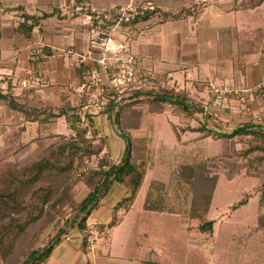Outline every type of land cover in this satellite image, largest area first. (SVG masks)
Wrapping results in <instances>:
<instances>
[{"label":"crops","instance_id":"obj_1","mask_svg":"<svg viewBox=\"0 0 264 264\" xmlns=\"http://www.w3.org/2000/svg\"><path fill=\"white\" fill-rule=\"evenodd\" d=\"M143 5L158 11L120 25L114 32L116 39L127 42L137 63V78L123 91L166 86L186 94L203 109L189 111L167 103L157 110L146 103L134 104L131 108L140 116L139 126L123 131L114 126L107 102L91 106L85 99L91 70L98 68V53L84 61L78 56L88 49L93 30L88 9L115 12ZM180 7L191 11L172 16ZM22 13L36 18L26 36L19 29ZM40 53L46 56L34 61ZM210 84L235 92L220 96L209 90ZM0 90H11L18 104L44 110L36 120L27 121L21 111L0 99V154L16 145L14 156L19 163L36 157L60 135L69 133L59 111L72 108L82 117L91 115L93 128L105 142L101 153H107L115 164L122 159L127 134L134 145L143 142L148 151L151 142L165 148L164 139L169 137L175 149L187 153L194 144L228 138L198 139L195 127L201 123L224 133L247 124L264 126V0L250 8L238 7L236 0H0ZM185 133H189L187 138L182 137ZM198 149L197 153L203 148ZM188 153L187 161L198 157L193 149ZM164 155L168 156H155V161L153 156L135 199L116 224L112 222L113 207L128 194L127 187L115 183L99 200L88 225L113 227L98 240L93 252L85 249L83 231L67 227L44 264H187L189 254L196 257L194 246L197 251L199 242L190 236L178 238L176 232L177 228L188 233L198 229L199 220L196 225L183 223L187 216H196L147 206L151 182L163 179L166 170L172 172L173 160H177L170 161L169 153ZM58 221L62 222L60 217ZM257 232L264 240V230H248L238 241L234 235L235 249L238 245L246 248Z\"/></svg>","mask_w":264,"mask_h":264},{"label":"trees","instance_id":"obj_2","mask_svg":"<svg viewBox=\"0 0 264 264\" xmlns=\"http://www.w3.org/2000/svg\"><path fill=\"white\" fill-rule=\"evenodd\" d=\"M236 2L238 7L250 8L259 5L263 0ZM157 11L158 9L153 7L149 11L134 14L131 18L121 17L120 25H130L137 19L148 18ZM190 11V8L180 7L172 16ZM87 12L91 15L92 28L99 30H105L107 25L120 18L115 12H111L108 17L90 9ZM21 17L19 29L26 36L35 26L36 18L24 13ZM40 58H43L42 53L33 60L37 61ZM163 96H170L172 99L168 100ZM105 98L112 109L111 118L114 126L123 131L139 126L140 116L131 108L134 104L146 103L150 107L156 106L157 110H162V106L167 103L189 111L203 109L186 94L161 85L148 90L143 88L128 92L115 90L105 94ZM175 98L187 100L197 108L181 104ZM0 99L7 102L11 108L21 111L27 121L36 120L44 112L43 109L16 103L11 90L6 92L0 90ZM59 113L65 117L69 133L60 135L58 141L51 143L36 157L24 163L0 159V259L3 264H44L54 245L60 240L63 230L77 226L84 232L88 227V218L98 206L99 200L115 183H119L127 187L128 194L113 207L112 222L116 224L120 219L115 214L117 209L123 207L124 211L128 210L137 195L146 170L152 164L151 153H148L145 144L142 142L134 145L126 132L127 143L122 159L117 164L111 162L107 153H101L105 142L103 138L98 137L97 131L93 128L90 114L86 113L82 117L77 108L61 109ZM195 130L199 132L198 139L205 136L238 137L237 142L241 147L231 156L245 159L247 164L244 173L258 179L255 191L259 195L258 204L262 208L264 130L260 128L239 130L229 136L219 128L209 127L204 123L195 127ZM17 149L18 146L11 145L4 153L14 155ZM175 172L176 178L185 181L191 188L190 215L199 218L198 229L211 232L213 221L207 220L205 216L216 187L217 175L210 174L207 159L204 157L180 163ZM156 182L152 181L150 184L147 206L154 210L171 211L161 205L162 201H158L160 199L154 200L156 203L150 202V193ZM77 183L86 188L80 199L76 197ZM249 196H251L249 192H244L243 197L230 206V210L245 204ZM61 214L64 215L61 227L48 233L43 246L33 247L31 241L29 242V235L38 237ZM258 230H264V211L258 215V222L249 233Z\"/></svg>","mask_w":264,"mask_h":264},{"label":"rangeland","instance_id":"obj_3","mask_svg":"<svg viewBox=\"0 0 264 264\" xmlns=\"http://www.w3.org/2000/svg\"><path fill=\"white\" fill-rule=\"evenodd\" d=\"M120 91L122 92L123 90ZM188 136L189 133H185L182 137L187 138ZM237 140L238 137L224 138L218 141L207 140L203 143L200 142L199 146L198 144H194L187 148V150H195L198 156L197 158L206 155L208 157L207 168L210 174L213 175L216 173L217 175V183L209 211L205 216L207 220L213 221L212 235L200 232L197 228H193L189 233L185 228L181 231L179 228L176 230L178 238L187 240L190 236V238L199 242L197 251H195L194 246V255L196 254V257H191V254H189L187 264H264V240L259 239L260 232L251 235L246 248L238 245L239 249L237 250L232 243V238L235 236L237 237L236 241L242 237L244 239L243 235L257 224L258 215L264 211V206L261 208L258 204L259 195L255 191L258 179L247 176L244 173L247 164L245 159L231 156L234 151L241 147V144ZM164 141L166 143L165 148L162 147L164 146L163 144L154 145L155 143L153 144L151 142L152 150H149L148 153H153L152 159L153 156L154 161L155 156L157 158L159 156L167 157L168 155L164 154L169 153L170 161L175 157L177 160H173L172 172L168 173L166 170L165 175L161 176L163 179L156 180L157 184L152 188L150 193V202L156 203L154 200L160 199L158 201H162L161 205L165 209L171 211L178 210L180 213L190 214L192 212L190 211L191 188L188 183L176 178L175 171L180 163L188 162L183 160H187L188 155L191 154L188 152L191 150L183 153L179 148L175 149L172 146L173 142L172 140L170 141L169 137H166ZM197 146L199 149L203 148L202 152L197 153ZM160 148L164 149L160 150ZM177 150L180 153L173 152ZM1 158L12 163H19L18 159L10 153H1ZM75 191L77 199H80L85 194L86 188L82 187L80 183H77L75 185ZM244 192L251 194L246 203L235 210H230V206L239 201L243 197ZM139 201H141L140 198ZM59 217L63 222L64 215L61 214L38 237L29 235V242L31 241L33 247L43 246L48 233L61 227L62 222H56V219ZM198 220V217L193 218L187 216L184 218L183 223L185 225L189 223L196 225L198 224ZM212 244H214L213 249L210 248ZM0 264H3L2 259H0Z\"/></svg>","mask_w":264,"mask_h":264},{"label":"built area","instance_id":"obj_4","mask_svg":"<svg viewBox=\"0 0 264 264\" xmlns=\"http://www.w3.org/2000/svg\"><path fill=\"white\" fill-rule=\"evenodd\" d=\"M151 9H153V6L151 5H143L140 7L129 6L115 11V13L120 15V18L111 25H107L105 30L93 28L92 33L89 36L88 49L85 53L78 56L81 61H84L85 59H94L95 52L98 53L95 57L98 68L91 70L88 79L87 92L85 94V99L88 105L93 106L99 103H106L107 98H105V94L115 90H123L129 83L135 82L138 75L135 58L130 52L127 42L116 39L114 32L120 28L121 17ZM90 10L96 12L91 8ZM96 13L104 14L107 17L111 14L110 11H99ZM87 19L91 20V15L89 13ZM45 56V54H42V57ZM23 84L26 85V82H23ZM209 90L220 96H226L235 92V90L230 87H219L215 84H210ZM115 214L118 217L123 215V207H119ZM112 227V225H88L83 233L86 251L93 252L98 240L104 235H107Z\"/></svg>","mask_w":264,"mask_h":264},{"label":"water","instance_id":"obj_5","mask_svg":"<svg viewBox=\"0 0 264 264\" xmlns=\"http://www.w3.org/2000/svg\"><path fill=\"white\" fill-rule=\"evenodd\" d=\"M165 99L171 100L172 97L170 96H163ZM176 101L180 102L181 104L184 105H188L190 107H195L194 104H192L191 102L187 101V100H183L180 98H175ZM252 128H260L264 130V126L258 125V124H251V125H243V126H239L236 127L235 129L231 130L230 132L227 133V135H233L234 133H236L239 130H246V129H252Z\"/></svg>","mask_w":264,"mask_h":264}]
</instances>
